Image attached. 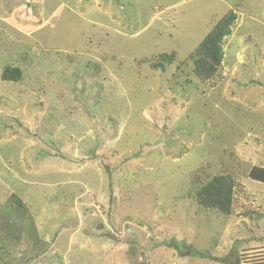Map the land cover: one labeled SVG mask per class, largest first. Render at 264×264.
<instances>
[{"label": "rangeland", "instance_id": "374dc122", "mask_svg": "<svg viewBox=\"0 0 264 264\" xmlns=\"http://www.w3.org/2000/svg\"><path fill=\"white\" fill-rule=\"evenodd\" d=\"M231 10L220 71L203 83L191 54ZM6 66L20 82L1 80ZM254 166L264 0H0V264L250 263L264 257V218L200 210L188 192L194 173L231 174L238 211L264 213ZM11 194L33 226L2 208Z\"/></svg>", "mask_w": 264, "mask_h": 264}, {"label": "trees", "instance_id": "16d2710c", "mask_svg": "<svg viewBox=\"0 0 264 264\" xmlns=\"http://www.w3.org/2000/svg\"><path fill=\"white\" fill-rule=\"evenodd\" d=\"M237 19L236 12L231 10L224 14L192 52L194 73L199 81L205 83L216 78L224 58L223 41L231 35L232 27ZM176 54L160 55L151 68L164 72L166 68L176 62ZM23 72L19 67L6 66L1 74V80L20 82ZM249 178L264 184V167L254 166L249 172ZM240 188L237 179L231 174H220L204 181L201 175L194 173L188 197L193 200L200 210L219 213L227 218L240 216L243 219L260 221L264 213L251 204H244L238 211L236 189ZM9 210L8 215L20 225L33 226V218L26 202L16 194H11L8 201L2 205ZM36 234V230L33 229ZM17 236H15L16 238ZM264 250V248L262 249ZM247 264H264V257H254Z\"/></svg>", "mask_w": 264, "mask_h": 264}]
</instances>
